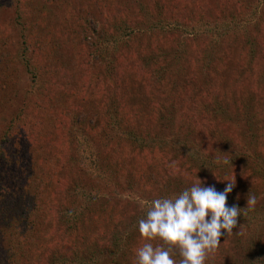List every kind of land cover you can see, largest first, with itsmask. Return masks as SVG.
Masks as SVG:
<instances>
[{
	"label": "trees",
	"instance_id": "trees-1",
	"mask_svg": "<svg viewBox=\"0 0 264 264\" xmlns=\"http://www.w3.org/2000/svg\"><path fill=\"white\" fill-rule=\"evenodd\" d=\"M10 2L13 7L12 17L4 22L0 20V56L4 55L9 35L15 28L20 41L12 58L5 61L0 59V84L11 73L8 63L19 62L31 87L39 88L37 91L44 89L49 94L52 90H59L56 95L59 96L60 93L65 97L72 94L74 89L68 87L66 67L59 61L62 42L57 37L58 31L56 28L48 30L45 24L47 21L44 18L45 13L50 9L47 5L48 0H10ZM263 2L258 0L243 13L229 14L220 24L162 22L154 21L150 16L147 20L128 23L116 15L113 16L110 24L100 27L101 30L90 53L93 59L95 57L98 62L106 63L105 67L111 70V83L115 84L113 95H110V98L106 97L104 101L102 98L97 102L88 101L86 105L81 102L75 103V107L80 109L69 118L68 137L71 138L72 135L78 138L79 153L75 161L81 162V165L87 168L90 180L95 184L104 181L112 184L115 182L113 173L118 169L126 175V179L128 178L126 183L128 192L144 199V205L140 208L136 203L135 211L124 216L122 206L120 204L118 206L115 202L111 203L112 214L107 220L109 233L100 232L104 225H99L101 220L96 221L99 214L96 208L99 209L102 205L104 207L107 202L102 193L94 188V184L89 185L82 179L74 177L63 185L64 188H57L54 185L60 180L55 178V173L50 172L52 169L45 172V165L41 166L46 162L47 156L36 158L37 162L33 158L32 163L27 154L31 164L21 169L25 173L22 174L21 181L16 183V189L5 190L0 184V237L3 238V242L10 244L17 238L11 247L17 246L20 251L21 248L30 246L29 251L33 248L42 254L45 253L49 264H136V253L139 248L145 243H152L154 247L161 243L157 239L148 241L142 238L138 231V222L146 217L148 205L152 200L175 196L185 188L191 187L184 185L187 176L169 174L163 178L152 164L145 167L143 164H131L130 160L128 163H123V161L116 162L118 157L114 161L113 158L108 157L111 167V169L108 167V178H110L108 180L104 176L106 169H102L100 164V154L95 149V138L99 134L103 136L102 140L111 135V142L116 138L127 140L138 151H157L169 154L171 159L183 160L181 165L187 168L186 171L188 170L189 173L196 171L202 176L225 181L243 172L264 186V150L260 147L264 138L260 132L263 109L261 112L258 110L260 104L256 95L249 91L245 100L240 102L242 109H237L233 113L229 112L226 103L217 99L218 95H214L213 103L206 108L213 118L221 119L228 125L241 123L238 127L239 135L242 137L239 143L230 141L229 137L222 135V132L218 133V136L225 141V146H229V149L226 148L227 153L215 154L210 148L202 147L204 131L209 133L214 131L209 126L201 124L203 131L195 122L188 121L186 123L188 128L180 129L179 126L185 120L184 118L176 120V103L181 90L192 88L194 93L198 90L195 96L201 92L206 93L205 85L209 83L210 76L215 74L221 77L228 65V58L232 60L229 64H233L234 55L237 58L245 57L246 63H252L258 58L262 43L256 40L257 32L251 33L250 22L256 19L258 28L263 25L261 12ZM160 34L163 38L166 34H175L177 38L163 43L166 46L154 44L156 46L154 48L153 44H143L140 39L148 36L149 41H152ZM200 42L206 45L201 49L200 57L196 59L199 70L193 73L188 71L186 66L193 48L199 49ZM229 42L236 43L238 50L236 54L232 49L235 47L234 43L230 48H226V43ZM129 60H139L146 74L138 77L130 73L126 75L130 90L128 89L127 92L129 100L125 101L117 94V90L119 81L125 82L122 79L123 74L121 75L122 63L128 66ZM261 78L264 82V74ZM89 85H97L96 80L93 78ZM72 86L75 87V84ZM70 98L67 97V100ZM98 109L107 117L105 122L107 128L103 130L105 134L98 133L93 124L84 125L82 123L84 118L77 119L80 112L90 114L92 111H100ZM18 117L17 114L16 118ZM20 120L24 125L28 123L27 116ZM19 125L14 121L11 129L0 134V157L5 162H7L6 158L14 159L15 162L19 156L17 146L7 145L11 141L13 129ZM148 126L154 131L142 130L143 127ZM86 127H90L92 132H87ZM58 130L59 128H55L54 133L51 131L50 134L59 137L60 133H56ZM50 134L48 133L47 138ZM29 137L31 138L30 135ZM29 137L27 136L28 141ZM8 148L13 149L15 153L10 152ZM101 157L103 158V155ZM104 159H107V156ZM225 159L230 161L226 165L222 163ZM38 165L43 169V176L34 172L38 169ZM152 173L154 175H151ZM33 181L45 184L49 190L54 188L53 194L58 195L57 204L60 200V206L56 204L57 217L43 215L42 199L29 190ZM156 186H158L156 190L158 195H149ZM226 204L237 205L241 208V215L237 217V226L233 232L227 237L222 236L216 251L207 255L205 264H264V194L256 200L254 206H247V199L234 188L228 195ZM90 226L94 229L95 226L101 227L99 234L89 233L87 228ZM103 233L105 239L102 237ZM99 235L100 237H96ZM15 254L11 251V255L6 257L10 264ZM172 258L178 264L180 259L178 250Z\"/></svg>",
	"mask_w": 264,
	"mask_h": 264
},
{
	"label": "rangeland",
	"instance_id": "rangeland-1",
	"mask_svg": "<svg viewBox=\"0 0 264 264\" xmlns=\"http://www.w3.org/2000/svg\"><path fill=\"white\" fill-rule=\"evenodd\" d=\"M258 0H48L47 5L51 9L46 11L45 21L48 30L57 29V37L61 40V55L59 61L63 62L66 67V73L68 74V87L74 89L72 94L67 97H71L67 100V97L56 95L59 90H52L49 94L44 89L37 91L31 87L27 76L19 62L8 63L10 65L11 73L0 84V134L11 129L14 121L20 125L13 129L11 141L7 145H15L18 147L19 156L14 162V159L6 158L5 162L0 157V184L3 185L5 190H14L20 182L22 174L25 173L21 169L27 168L30 163L27 159V154L31 158H42L47 156L45 165V172L48 169H52L55 173L59 183L54 186L57 188H64L63 185L73 179H82L83 182L89 185L94 184V188L99 190L104 199L106 205L96 208L99 212L98 219L99 225H104L103 228L95 226L96 229L88 227L89 233L96 232L99 234L101 231L108 232V218H110L112 212L110 209L111 203L115 202L122 206L123 215L127 216L133 213L136 209V203L140 205V208L144 205V199H140L135 195H131L126 189V175L121 173L118 169L113 179L115 182L95 184L93 180H90L89 172L86 167H83L81 162L75 161L77 153H79L78 144L79 140L75 136L68 137L69 118L74 112L79 111V107H75L77 103L86 105L88 101L97 102L102 98L106 100V97L110 98L113 95V87L115 84L111 83L110 75L111 70L109 67H105L106 63L98 62L95 57L91 56L90 49L93 47L100 27L106 24H110L113 20V16L119 15L122 19H125L128 23H134L137 21L147 20L148 16L154 21H180L181 23L193 24L195 22H209L220 24L223 18L229 14H238L239 12L247 11L251 5L255 4ZM262 1V0H259ZM264 1V0H263ZM2 7L0 8V20L2 22L10 20L13 14V7L10 0H0ZM264 4V2H263ZM262 6L263 25L258 28L256 19L251 21V30L255 34L256 40L262 43L260 47V55L254 62L246 63L245 57L237 58L233 56V64H229L232 60L228 58V65L223 70V75L218 77L215 74L210 76L209 83L205 85L206 93L201 92L198 96H195L192 88H184L186 90L180 91V96L176 103V120L184 118V122L179 126L180 129L188 128L186 124L188 121L195 122L203 131L201 124L207 125L214 130L212 133L205 132L202 139V147L210 148L215 154L218 152L227 153L228 147L225 146V141L218 136L219 132H222L223 136L229 137L230 141L239 143L242 139L239 135V124L228 125L221 119H215L208 111L207 107H210L213 103L214 95H218V100H222L226 103L229 112L233 113L237 109H242L240 102L245 100L246 94L250 91L256 95V99L259 102L258 110L263 109L262 121L260 127L262 128L261 135L264 136V82L261 75L264 74V5ZM261 8V7H260ZM115 13V14H114ZM112 14V15H111ZM114 14V15H113ZM119 21V20H118ZM225 21V20H223ZM256 23V24H255ZM47 30V31H48ZM252 34V35H253ZM45 36V35H44ZM175 34H166L163 38L162 34L157 35L149 41V37H141L143 44H153V48L164 45L163 43L171 42L176 39ZM19 37L16 34V28L10 33L8 45L5 48V53L0 56V59L7 60L12 58L16 52V48L19 46ZM234 42L226 43V48H230ZM155 44V45H154ZM204 42H200V47L193 48L191 52V58L188 60L186 69L197 73L199 70V64L196 59L200 57L201 49L205 46ZM234 43L233 46H235ZM166 46V45H164ZM235 54L237 53L236 46L232 48ZM228 56V55H226ZM223 63V62H221ZM250 64V65H248ZM126 64L122 63L121 83H118L117 94L122 99L129 100L128 89L130 86L126 79V75L130 73L132 76L145 75L146 71L141 68V62L139 60L128 61ZM218 65V64H217ZM125 68V70H124ZM128 71V72H127ZM99 73L97 76H94ZM200 74V73H199ZM94 78L96 84L90 86L91 80ZM71 84V85H70ZM75 84V87L72 85ZM63 85V82L61 83ZM67 87V88H68ZM126 93V94H125ZM35 99V101L31 98ZM76 103V104H75ZM104 105V104H103ZM202 105V108H201ZM86 109V108H84ZM100 110V109H98ZM101 111H92L90 114H83L80 112V116L77 119L84 118L82 123L84 125H94V129L98 133L103 132L104 128H107L105 122L107 117L101 114ZM239 111V110H238ZM18 114V118L17 117ZM27 116V124H22L20 119ZM71 120V119H70ZM176 121V122H177ZM60 122V123H59ZM242 122V121H241ZM225 123V126L223 125ZM179 124V122H177ZM194 124V125H195ZM58 126V127H57ZM219 126L220 128H218ZM55 128H59L56 133H60L59 137L50 134L54 133ZM87 132H92L90 127H86ZM193 128V127H192ZM147 132H153L151 126L143 127L142 130ZM200 129V130H201ZM144 130V131H145ZM216 131V133H214ZM259 132V133H260ZM49 135V138H47ZM214 133V134H213ZM39 134V135H38ZM31 136V138L29 137ZM29 137V141L27 139ZM103 137L97 135L95 138V149L100 154V164L102 169H106L104 174L106 179L108 178V167L111 169L108 162V157L116 159V162L123 161L131 164H143L148 167L152 164V167L158 169L157 173L163 178L169 174L176 176H187L184 180V185L198 184L200 181L203 185H213L217 191H222L225 184L228 181H220L219 179L202 176L199 172L192 171L189 173L187 168L182 166L183 160L171 159L169 154L138 151L127 140L113 139L111 142V135L107 136L104 140ZM60 138V139H59ZM260 147L264 150V138ZM228 148V149H226ZM10 152L15 153L13 149ZM226 149V150H225ZM1 150V149H0ZM9 152V151H8ZM26 153V154H25ZM6 155H8L6 153ZM103 155V158L101 157ZM165 155V156H164ZM41 156V157H40ZM107 156V159L104 157ZM137 156V158L135 157ZM40 159H38L39 161ZM42 160V159H41ZM37 162V159L35 160ZM146 162V163H145ZM153 162V163H150ZM157 164L159 166H157ZM37 165V164H36ZM39 166V165H38ZM39 166L37 170H34L40 176L44 175L42 167ZM156 166V167H155ZM36 169V167L34 166ZM80 168L82 170H80ZM112 168L114 165L112 164ZM161 169V170H160ZM116 170V169H115ZM153 172V169L151 170ZM156 172V171H155ZM151 175H154L153 173ZM148 177V176H147ZM153 177V176H152ZM169 177V176H168ZM167 179V177H166ZM165 179V180H166ZM19 180V181H18ZM57 180V181H58ZM172 180V179H171ZM170 180V181H171ZM235 183V190L240 193L244 198L248 196H255L256 200L264 194V186L259 184L255 179L249 178L247 173H241L233 178L228 179ZM162 181V180H161ZM160 181V182H161ZM167 181V180H166ZM186 182V183H185ZM157 188H152V192L149 195H158ZM233 188V189H234ZM31 193L43 201L44 207L43 215L50 217H57V200L58 195L53 194L54 188L50 190L43 183L33 181L30 185ZM238 194V193H237ZM140 200H139V199ZM62 200V199H61ZM136 201V202H135ZM60 200L57 204L60 206ZM96 237H100L96 236ZM106 238L104 233L102 235ZM103 239V241H104ZM14 241L8 243L3 242V238L0 237V264H10L6 257L11 255V251L16 254L12 260V264H49L47 255L42 252H38L36 249H31L30 246L21 248L20 251L17 246L11 247ZM26 243V242H25ZM10 247V248H9ZM41 249V247L39 248ZM10 251V253H9Z\"/></svg>",
	"mask_w": 264,
	"mask_h": 264
},
{
	"label": "clouds",
	"instance_id": "clouds-1",
	"mask_svg": "<svg viewBox=\"0 0 264 264\" xmlns=\"http://www.w3.org/2000/svg\"><path fill=\"white\" fill-rule=\"evenodd\" d=\"M225 181L222 191L200 181L178 195L152 200L146 217L138 222V231L142 238L161 243L155 247L145 243L139 248L136 264H177L172 258L176 250L178 264H205L207 255L216 251L222 236L233 232L241 215L237 205L226 204L235 183ZM255 204L256 197L248 196L247 206Z\"/></svg>",
	"mask_w": 264,
	"mask_h": 264
}]
</instances>
